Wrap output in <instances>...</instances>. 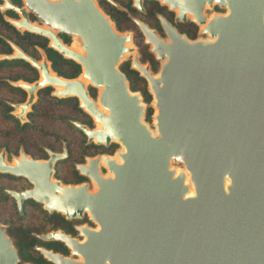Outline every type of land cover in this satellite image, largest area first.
Here are the masks:
<instances>
[{"label":"water","instance_id":"1","mask_svg":"<svg viewBox=\"0 0 264 264\" xmlns=\"http://www.w3.org/2000/svg\"><path fill=\"white\" fill-rule=\"evenodd\" d=\"M3 1L2 12L21 15L7 18L18 30L46 37L52 48L83 67L90 85L102 88L100 102L108 111L98 109L80 79L45 74L42 81L17 83L29 97L14 105L21 109L15 115L25 122L40 89L63 86L53 95H80L81 108L101 123L102 129L75 123L88 143H118L124 149L116 153L122 163L103 155L88 157L89 167L77 165L96 183V192L87 183L54 179L67 150H49L48 160H35L22 150L15 165L7 162L6 151L0 153V173L32 185L7 191L20 212L24 201L33 199L50 214L68 220L88 214L97 225L77 226L83 240L63 231L41 235L62 241L73 253L65 257L40 248L45 256L54 264H264V0H162L171 9L179 7L177 20L192 13L209 40L192 41L161 18L167 41L136 20L151 52L163 62L155 77L134 57L155 100L157 134L145 122L140 93L131 90L120 70L126 54L134 51L127 46L132 34L120 33L97 0H22V7ZM214 2L228 13L208 23L203 10ZM135 7L143 11V0H135ZM30 13L50 29L33 25ZM60 34L78 36L84 54L70 50ZM12 46L15 54L0 59H24L39 69V61ZM102 157L110 176L101 172ZM19 261L7 226L0 224V264Z\"/></svg>","mask_w":264,"mask_h":264},{"label":"trees","instance_id":"2","mask_svg":"<svg viewBox=\"0 0 264 264\" xmlns=\"http://www.w3.org/2000/svg\"><path fill=\"white\" fill-rule=\"evenodd\" d=\"M11 1L17 6H24L22 0ZM113 1L118 4V6L110 3L107 0H99V4L100 7L105 11V13L109 15L112 21L115 23L118 31H133L135 33L134 42L139 47L141 62L144 64L150 63L152 71L154 73H158L160 70V62L150 51V47L145 44L144 36L141 33L138 25L135 23L134 19H139L148 24L151 28H156L161 32L162 28L158 15L166 16V7L162 6L158 1L145 0L144 8L146 11L143 13L133 7V0ZM2 4H4V1L0 0V5ZM7 18L20 19L19 15L12 10H8L6 12H2L0 10V55L14 54L15 51L12 46L13 43L27 55L37 60L41 59V53L43 52L46 55L47 59L50 61L53 71L63 78L76 79L81 75L82 66L74 60L65 58L60 52L52 48L50 46L49 39L38 34L30 33L28 31L22 32L18 30L14 25H12L7 20ZM30 19L32 22L38 20L33 14H30ZM170 20L172 19L170 18ZM190 26L191 32L188 34V36L192 39H195L197 37V27L193 23ZM60 37L65 44L70 45L72 43L73 38L71 36L60 34ZM120 69L127 75L131 90L133 92L140 93L143 101L148 104V108L146 111V121H151L154 114V109L151 106V103L154 98L152 93L150 92L146 79L141 77L139 72L129 69L128 62L120 66ZM39 77L40 75L38 70L24 59H0V92L8 91L7 93H9V96H5L0 93V115L4 123H8L12 126L11 129H4L2 126H0V153L5 150L8 154L9 161H12L14 157L19 156L20 148H17L13 152L8 140H10L14 135L27 133L30 128L39 129V132L45 133L54 141H59L62 143L63 141L67 142L66 137H61L59 134L51 132L49 130H45L44 127L37 125L35 122L36 120L34 118V114L44 116L45 114L38 110L41 109V104L48 100L57 105H72L79 111L81 115L84 116V119L82 117H75L70 119L69 116L62 113H57L54 115V117L62 121L69 120L70 125L73 126L74 129L83 138L81 143V145H83V149L78 156L76 154L77 148L72 144L73 141H68V157L58 163V166L56 168L57 173L55 174V177L62 180L64 184H81L86 180V178L80 175V173L76 170L75 164L84 163L86 156L94 157L98 154L113 155L120 148V145L118 143H112L109 147H106L104 145H98L96 143L86 144L87 136L82 130L75 127L71 121L79 122L93 129L95 127L93 119L82 108H80L78 99H60L53 97L51 95L54 91L53 87H46L38 91L39 99L38 102L33 105L34 110L28 114L29 121L21 123L20 119L17 118L13 113L15 110L13 105L25 103L28 94L23 88L14 84L20 81L35 83L39 80ZM89 93L92 98L96 99L98 96V89L93 86H89ZM52 148L50 149L54 152L63 151H57ZM37 149L35 151H31L25 147V152L36 160L49 159V155L45 149V146H41L39 148L38 145ZM70 163H74L72 170L70 171V175H64V173L66 174L65 166ZM31 187L32 185L28 182L27 179L0 173V203L12 204L15 207L14 211H10L12 215L11 219H4L0 217V221L11 223V225L8 226V233L10 234V236L16 238L17 245L21 247L20 251L22 253L27 252L25 248H22V246L26 245L28 248L36 241V236L33 235L31 231L39 232V234L42 231V233L44 234L48 231L43 230H57L60 228H65L66 225H69L71 223V221L66 219L65 216L59 213L50 214L44 209H38L34 212H29V206H40V204L35 202L33 199L25 200L22 212H20L16 206L17 204L15 199L10 194H8L7 191H24ZM37 213L39 214L38 218L35 217V214ZM26 220H37V222L39 221L40 223H38L37 225L29 226L18 224V221ZM30 237L32 241L29 240ZM24 258L26 260H31L30 255H26L24 256Z\"/></svg>","mask_w":264,"mask_h":264},{"label":"rangeland","instance_id":"3","mask_svg":"<svg viewBox=\"0 0 264 264\" xmlns=\"http://www.w3.org/2000/svg\"><path fill=\"white\" fill-rule=\"evenodd\" d=\"M217 5H214L212 7H207L206 8V15L208 17H212L214 15H220V14H226V12L224 13H219L217 11H215V7ZM227 11V9H226ZM18 14V13H17ZM30 14H33V13H30ZM19 17L21 18V15L18 14ZM35 17L36 15L33 14ZM37 18V17H36ZM38 19V18H37ZM37 23H39V19L37 21H35ZM24 32V31H22ZM75 39L76 38H73L72 39V44L75 42ZM210 37L209 36H202L201 38H199L198 40H209ZM167 41H169V39H166ZM77 41L79 42L78 38H77ZM71 44V45H72ZM130 47L134 48V53H130L128 54L124 60L122 61V63L120 64V66H122L123 64H125L127 61H132L133 57L134 56H139V47L136 45V43L134 41H132V43L130 44ZM15 51V50H14ZM15 54V52H14ZM43 55L44 53L42 52L41 53V59L43 58ZM160 62V70H161V66L163 64L162 61H159ZM148 65V64H146ZM159 70V71H160ZM159 73V72H158ZM158 73H154L156 75H158ZM14 84V83H13ZM14 85L17 86V83H15ZM150 89V88H149ZM8 92V91H7ZM6 91H1L0 93H2V95H5V96H9V93H7ZM99 93V92H98ZM53 97H56V96H53ZM142 97V96H141ZM58 98V97H56ZM38 99H39V96L37 95L36 97V100L34 102L37 103L38 102ZM143 99V98H142ZM144 102V101H143ZM154 102L155 100L153 99L152 103H151V106L153 107L154 109V114L152 116V120L151 121H146L145 119V122L146 124L149 126V128L155 133L157 134V129H156V126H155V123H156V120H155V115L157 113V109L156 107L154 106ZM144 104L146 105V111H147V108H148V104L144 102ZM15 105V104H14ZM13 105V106H14ZM14 114H16L18 111L16 110V108L14 107ZM34 108L32 107L31 110H29L28 114L33 111ZM36 111V110H35ZM38 111H41L42 113H44L45 115L44 116H39L37 114H34V118H35V122L37 125L39 126H42L45 128V130H49L51 132H55L57 134H59L61 137H66L67 139V142L68 141H73V146L77 148V155L79 156L82 149H83V145H81L82 143V140L83 138L80 136V134L74 129L73 126L70 125V122L69 120L68 121H62V120H59L57 119L56 117H54L55 114L57 113H62V114H65L67 116L71 118H75V117H82L84 119V116L81 115L79 113V111L73 107L72 105H68V106H65V105H57V104H54L52 103L51 101H45L41 104V109L38 110ZM21 121V120H20ZM29 121V118H28V115H26V121L25 122H28ZM25 122H22L21 123H25ZM73 123V125L75 126L74 122L71 121ZM94 124L96 126V123L94 121ZM0 126H2L4 129H11L12 126L8 123H4L2 118H1V115H0ZM76 127V126H75ZM24 137V139H23ZM88 139V138H87ZM9 141V144L11 145V150L14 152L17 148H20L19 151L21 150H25V147L28 148L29 150L31 151H35L37 148H38V145H39V148L42 146L44 147L45 146V149H49L51 150L50 148L52 149H55L57 151H61L64 149H66L68 146H67V142L63 141L62 142H59V141H54L50 136H47L45 133H42V132H39V129H36V128H30L28 130L27 133L25 134H17V135H14ZM24 142V143H22ZM24 144V145H23ZM38 144V145H37ZM86 144H89L88 143V140L86 142ZM50 147V148H47V147ZM63 148V149H62ZM38 150V149H37ZM122 150V147L120 146V148L116 151V153L118 151ZM5 151V150H3ZM52 151V150H51ZM61 151V153L63 152ZM116 153L111 155L110 157H114L116 156ZM7 157H8V154H7ZM74 163H70L68 165L65 166V170H66V174L64 173V175H70V171L72 170V167H73ZM172 167L174 169H177L178 171L179 170H184V166L182 164H177V163H172ZM101 172L103 175H109V171L106 167L104 166H101ZM54 179L55 180H59L55 177L54 175ZM89 187H90V191L92 192H96L97 191V185L93 182V181H89ZM8 193V192H7ZM14 205L12 204H2L0 203V217L4 218V219H11L12 218V215H11V212L10 211H14ZM35 217L38 218L39 217V214H35ZM86 217H88V219L90 220L89 223L87 224H84V225H88L90 226L91 228H96L97 225L95 224V222H93L89 215L88 214H85V217L82 219L84 220ZM38 220V219H37ZM37 220H34V221H31V220H26L25 223L26 224H29V225H37L38 223H40L39 221L37 222ZM81 220V221H82ZM20 222V221H18ZM0 224H4L6 226H9L11 225V223H8V222H3V221H0ZM14 242V240H13Z\"/></svg>","mask_w":264,"mask_h":264},{"label":"flooded vegetation","instance_id":"4","mask_svg":"<svg viewBox=\"0 0 264 264\" xmlns=\"http://www.w3.org/2000/svg\"><path fill=\"white\" fill-rule=\"evenodd\" d=\"M98 1V3H99V0H97ZM107 1H109L110 3H112V4H114V5H117L118 6V4H116L113 0H107ZM152 1V0H151ZM153 1H158L162 6H164V7H166V16H164V15H158V18H159V20H160V24H161V28H162V31L160 32V30H158V29H156V28H151L148 24H146L145 22H143V21H141V20H139V19H134V21H135V23H136V20H138V21H141V22H143V23H145L146 25H148L152 30H155L157 33H158V35L161 37V38H163V39H169V37H168V34H167V32H166V30H165V28L163 27V24H162V21H161V18H164L171 26H173L177 31H178V33H180L181 35H184V36H186L188 39H190V40H192V41H196V40H198L199 38H201L202 36H206L205 34H203L202 33V30H203V25H201V24H198L197 22H194V20H193V17H192V15L191 14H189V13H187L186 14V17H187V19L184 21V20H177V17H178V15H179V8L177 7V8H175V9H171V7H170V5L169 4H162V1L161 0H153ZM144 2H145V0H143V11L142 10H139L137 7H135V0H133V7H135L138 11H140V12H145L146 10H145V8H144ZM100 5V4H99ZM214 5H217L216 7H215V11H217V12H219V13H224V12H226V14L228 13V10L226 11V9H224V8H222L220 5H218L217 3H213L212 5H209V4H206L205 5V7H204V10H203V14L207 17V19H209V18H212V17H214V16H216V15H214V16H212V17H208L207 15H206V8L209 6V7H212V6H214ZM120 7V6H119ZM102 9V8H101ZM103 10V9H102ZM104 11V10H103ZM105 12V11H104ZM220 15H224V14H220ZM109 16V15H108ZM110 17V16H109ZM170 18L172 19V20H170ZM112 20V19H111ZM194 24L196 27H197V37L195 38V39H192V38H190L189 36H188V34L191 32V24ZM137 24V23H136ZM138 25V24H137ZM116 26V25H115ZM138 27H139V25H138ZM117 29V28H116ZM139 29H140V27H139ZM140 31H141V33L143 34V32H142V30L140 29ZM58 31H56V33H57ZM120 32V31H119ZM120 33H131L132 34V41H134V37H135V33L133 32V31H127V32H120ZM143 36H144V42H145V44L146 45H148L147 43H146V37H145V35L143 34ZM207 36H209V35H207ZM61 38V37H60ZM72 38H74V37H72ZM62 40V39H61ZM72 44V43H71ZM68 45V44H66L67 46H69V47H73V45H74V43L72 44V45ZM149 47H150V51H151V46L150 45H148ZM139 52V51H138ZM135 57V56H134ZM134 57H133V59H132V61H127L128 63H129V69H131V70H135V71H137V72H139V74H140V76L141 77H143L142 75H141V72L139 71V70H137L135 67H134ZM139 60H140V52H139ZM35 59V58H34ZM37 60V59H36ZM37 61H39V63H42L43 62V58L42 59H40V60H37ZM48 62H49V69H50V71L54 74V76L57 74L56 72H54L53 71V69H52V67H51V63H50V61L48 60ZM76 62V61H75ZM126 62V63H127ZM29 63V62H28ZM78 63V62H77ZM140 63L143 65V66H148L149 68H150V71L152 72V73H154L153 71H152V68H151V64L150 63H142L141 62V60H140ZM146 64H148V65H146ZM34 67V66H33ZM34 68H36V67H34ZM37 69V68H36ZM38 70V72H39V75H40V77H39V80L41 79V70L40 69H37ZM121 70V69H120ZM122 71V70H121ZM123 72V71H122ZM124 73V72H123ZM84 74V69H83V67H82V73H81V75L78 77V78H76V79H79L82 75ZM125 74V73H124ZM58 75V74H57ZM126 75V74H125ZM59 76V75H58ZM61 77V76H60ZM126 77H127V75H126ZM63 78V77H62ZM144 79H146L145 77H143ZM64 79H67V78H64ZM128 79V78H127ZM38 80V81H39ZM68 80H74V79H68ZM146 81H147V79H146ZM20 82H24V81H20ZM25 83H28V82H25ZM147 83H148V86H149V82L147 81ZM90 84H92V83H89L87 80H86V86H88V90H89V86H91ZM49 87H53V86H49ZM54 88V91L52 92V96H54L53 95V93L55 92V91H64L63 89H62V87H59V86H54L53 87ZM96 88V87H95ZM98 89V96H97V98L96 99H94V98H92V99H94V100H98L99 99V96H100V92H101V89L98 87L97 88ZM26 91V90H25ZM27 92V91H26ZM27 94H28V92H27ZM90 94V93H89ZM37 95H38V93H37ZM28 97H29V94H28ZM28 97H27V100H28ZM67 98H76V99H78V102H79V106H80V100H79V98H77V97H67ZM61 99V98H60ZM62 99H66V98H62ZM27 100H26V102H27ZM25 102V103H26ZM19 104H24V103H19ZM16 105V104H15ZM34 105V104H33ZM33 105H32V107H33ZM32 107L30 108V110L32 109ZM80 108H81V106H80ZM16 110L17 111H19V109H17L16 108ZM84 110V109H83ZM85 111V110H84ZM86 112V111H85ZM87 113V112H86ZM88 114V113H87ZM26 115H28V113L26 114ZM89 115V114H88ZM16 116V115H15ZM90 116V115H89ZM17 117V116H16ZM91 117V116H90ZM18 118V117H17ZM92 118V117H91ZM93 119V118H92ZM93 122H94V119H93ZM75 123H79V122H74V124ZM81 124V123H80ZM83 125V124H82ZM76 126V125H75ZM86 126V125H85ZM77 127V126H76ZM88 127V126H87ZM78 128V127H77ZM89 128V127H88ZM96 128V126L93 128V129H95ZM91 129V128H90ZM88 140V139H87ZM89 144H91V143H89ZM65 150H67V157H68V149L66 148V149H64V151ZM22 151V150H21ZM21 151H20V154H21ZM46 151H47V153H48V155H49V149H46ZM51 151V150H50ZM63 151V152H64ZM24 152H25V150H24ZM54 152V151H53ZM62 152V153H63ZM26 153V152H25ZM55 153H61V152H55ZM116 153V152H115ZM114 153V154H115ZM20 154H19V156H20ZM27 154V153H26ZM28 155V154H27ZM103 155H107V154H98V155H96V156H94V157H92V158H96L97 156H103ZM19 156H16V157H19ZM28 156H30V155H28ZM109 156H111V155H109ZM31 157V156H30ZM50 157V156H49ZM66 157V158H67ZM88 157H91V156H86L85 157V162L84 163H76L75 164V168H76V170L80 173V175H82L83 177H85L86 178V180L84 181V182H82L81 184H84V183H87V184H89L88 182L89 181H92L89 177H87L86 175H83V174H81V172L77 169V165H79V164H86L87 163V158ZM8 158V157H7ZM32 158V157H31ZM66 158H64V159H66ZM34 159V158H33ZM64 159H62V160H64ZM36 160V159H35ZM38 160H48V159H38ZM62 160H59L58 162H57V164H56V166H55V168H54V175L57 173V166H58V163L60 162V161H62ZM59 181H61L62 182V180H60L59 179ZM63 183V182H62ZM64 184V183H63ZM65 185H80V184H65ZM32 188V187H31ZM31 188H29V189H31ZM26 190H28V189H26ZM25 191V190H24ZM18 192H22V191H18ZM24 204V203H23ZM17 206V205H16ZM18 208V207H17ZM23 209V208H22ZM38 209H43V205H41L40 204V206H38V205H35V206H29L28 207V211L29 212H34L35 210H38ZM19 210V209H18ZM69 221H71V223L69 224V225H66V227L65 228H60V229H57V230H51V229H47V230H43V231H48V232H45L44 234H47V233H49V232H52V231H63V232H65L66 234H68V235H70V236H72V237H74V238H77V239H79V240H83L84 239V237L83 236H81V233H80V231H78L77 230V226H85L84 224H87V223H89L90 222V220L88 219V217H86L84 220H69ZM18 224H21V225H23V226H29V224H26L25 223V221H20V222H18ZM8 226H7V233H8ZM31 233L33 234V235H35L36 237V241H35V243L34 244H32V245H30L29 246V244H28V248H27V246L25 245V246H22V248H25L26 250H27V252L26 253H22L20 250H21V247H19L18 245H17V240H16V238H14V237H12V236H10V234L8 233V235L14 240V245L16 246V248L18 249V254H19V257H20V261L17 263V264H54L50 259H48L46 256H45V254L40 250V248H44V249H46L47 251H50V252H53V253H55V254H60V255H63V256H65V257H72V251H71V249L65 244V243H63L62 241H59V240H44V239H42V238H40V236L41 235H44L43 233H42V231H41V233L39 234V232H35V231H31ZM29 240H31V237L29 238ZM32 241V240H31ZM26 255H30L31 256V260H26L25 258H24V256H26Z\"/></svg>","mask_w":264,"mask_h":264},{"label":"bare ground","instance_id":"5","mask_svg":"<svg viewBox=\"0 0 264 264\" xmlns=\"http://www.w3.org/2000/svg\"><path fill=\"white\" fill-rule=\"evenodd\" d=\"M162 1V0H161ZM214 3H216V2H214ZM166 4H169L170 6H171V3L170 2H168V3H166ZM177 8V7H176ZM179 8V7H178ZM179 10V9H178ZM189 14H191L192 15V17H193V19H194V15L192 14V13H189ZM213 18V17H212ZM212 18H209L208 19V23L211 21V19ZM19 21H21V20H19ZM32 24L33 25H39L40 27H42V28H44V29H50L49 27H47L46 25H44V24H41V23H37V22H32ZM205 27V25H203V28ZM23 29H25V27H23ZM55 33H56V31H54ZM74 38H76L75 39V42H74V45H73V47H69L68 46V48L70 49V50H72V51H74V52H78V53H81V54H84V51L82 50V47H81V40H80V38L78 37V36H73ZM77 38H78V40H79V42L77 41ZM130 44L131 43H128L127 44V46L128 47H130ZM131 48V47H130ZM130 53H134V52H128L127 54H126V56L128 55V54H130ZM40 64V67H39V69L41 70V79L39 80V81H42V80H44L45 79V74L47 75V76H49V77H53L54 76V74L50 71V69H49V66H48V68L46 69L43 65H44V58H43V62L42 63H39ZM141 67H143V68H145L146 66H141ZM139 69V68H138ZM140 70V69H139ZM155 77H157V75L155 76ZM82 82H84V84L86 85V80L89 82V83H92V81H91V79L89 78V76H85V74H83L80 78H79ZM59 87H62V89L63 90H65V87H63V86H59ZM100 89H101V92H102V88L101 87H99ZM101 92H100V95H101ZM77 96H78V98L80 99V102L82 103L83 101H82V99H81V96L80 95H78L77 94ZM100 97V96H99ZM94 100V99H93ZM95 101V103H96V105H97V107H98V109L99 110H101L102 112H104V113H108V111L106 110V109H104L103 107H102V105H101V102H100V98L98 99V100H94ZM84 109L85 110H87V107L85 106L84 107ZM18 112H21V109L19 108V111ZM94 118V117H93ZM95 120V119H94ZM96 129H102V126H101V123L100 122H96ZM124 151V149H122V152ZM17 159H19V160H21V157L19 156V157H16ZM110 159H114V160H116L118 163H122V159L120 158V156L118 155V154H116V156H114V157H110ZM8 160V159H7ZM10 165H15L16 163H15V161H14V158H13V160L12 161H7ZM86 167H89L90 166V164L87 162L86 164H84ZM100 166H104V167H107V165H106V163H105V159H104V157H102L101 158V163H100ZM111 174H109V175H106V176H110ZM91 178V177H90ZM188 179H189V177H188ZM94 182V181H93ZM95 183V182H94ZM96 184V183H95Z\"/></svg>","mask_w":264,"mask_h":264}]
</instances>
